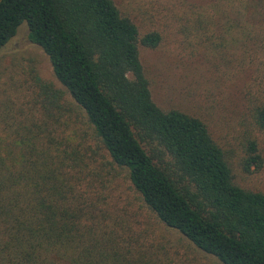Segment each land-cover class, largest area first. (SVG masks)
I'll use <instances>...</instances> for the list:
<instances>
[{
  "label": "trees",
  "instance_id": "trees-1",
  "mask_svg": "<svg viewBox=\"0 0 264 264\" xmlns=\"http://www.w3.org/2000/svg\"><path fill=\"white\" fill-rule=\"evenodd\" d=\"M177 6L181 33L247 77L243 102L264 133V0ZM22 23L95 146L74 123L60 122L56 92L34 94L36 110L26 117L3 103L0 264H177L164 245L128 232L100 151L126 170L155 218L194 248L220 264H264V193L235 182L228 153L203 121L153 101L138 47L157 48L158 31L140 35L113 0H0V51ZM240 166L262 169L256 141Z\"/></svg>",
  "mask_w": 264,
  "mask_h": 264
},
{
  "label": "rangeland",
  "instance_id": "rangeland-1",
  "mask_svg": "<svg viewBox=\"0 0 264 264\" xmlns=\"http://www.w3.org/2000/svg\"><path fill=\"white\" fill-rule=\"evenodd\" d=\"M113 2L135 23L140 35L149 31L162 35L157 48L138 47L153 101L163 110L177 109L203 121L215 142L228 153L235 182L243 188L264 193V133L256 129L243 102L247 77L237 75L235 66L228 64L225 57L213 54L192 34L181 33L173 20V11H179L177 0ZM168 8L171 20L165 15ZM51 92H56L58 103L64 109L58 111L60 122L74 123V128L86 133L89 143L95 146L82 111L55 79L47 56L29 41L28 27L22 23L0 51V113L8 100L15 114L23 112L26 117L36 110V105L30 103L35 100L34 94L40 98ZM59 130L67 132V127L61 123ZM249 140L256 141L263 167L247 174L240 165ZM99 153L110 171L108 188H112L110 194L115 206L123 210L120 213L128 223V232L139 235L140 240L164 245L177 264H220L161 224L131 186L126 170L110 164L106 153Z\"/></svg>",
  "mask_w": 264,
  "mask_h": 264
}]
</instances>
